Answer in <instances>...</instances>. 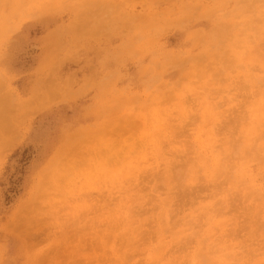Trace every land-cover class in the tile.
Listing matches in <instances>:
<instances>
[{
    "label": "rangeland",
    "instance_id": "374dc122",
    "mask_svg": "<svg viewBox=\"0 0 264 264\" xmlns=\"http://www.w3.org/2000/svg\"><path fill=\"white\" fill-rule=\"evenodd\" d=\"M0 264H264V0H0Z\"/></svg>",
    "mask_w": 264,
    "mask_h": 264
},
{
    "label": "bare ground",
    "instance_id": "6f19581e",
    "mask_svg": "<svg viewBox=\"0 0 264 264\" xmlns=\"http://www.w3.org/2000/svg\"><path fill=\"white\" fill-rule=\"evenodd\" d=\"M208 31H209V30H208ZM213 35H214V33H213ZM255 50H256V49H255ZM253 59H254V57H253ZM253 80H254V79H253ZM127 170H128V169H127ZM130 210H131V209H130ZM130 210H129V211H130ZM126 218H127V217H126ZM125 220H126V219H125ZM124 239H125V238H124ZM202 241H203V240H202ZM201 245H202V244H201ZM229 250H230V249H229ZM159 252H160V251H159ZM209 252H210V251H209ZM159 254H160V253H159Z\"/></svg>",
    "mask_w": 264,
    "mask_h": 264
},
{
    "label": "snow or ice",
    "instance_id": "6c2138e0",
    "mask_svg": "<svg viewBox=\"0 0 264 264\" xmlns=\"http://www.w3.org/2000/svg\"><path fill=\"white\" fill-rule=\"evenodd\" d=\"M188 182H189V183H192V182H194V179H190Z\"/></svg>",
    "mask_w": 264,
    "mask_h": 264
}]
</instances>
